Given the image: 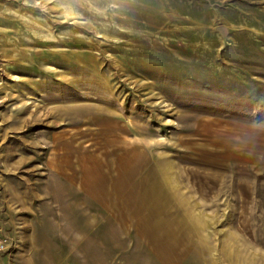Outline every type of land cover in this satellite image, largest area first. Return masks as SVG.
Wrapping results in <instances>:
<instances>
[{
	"label": "rangeland",
	"instance_id": "1",
	"mask_svg": "<svg viewBox=\"0 0 264 264\" xmlns=\"http://www.w3.org/2000/svg\"><path fill=\"white\" fill-rule=\"evenodd\" d=\"M0 235V264H264V0H0Z\"/></svg>",
	"mask_w": 264,
	"mask_h": 264
},
{
	"label": "built area",
	"instance_id": "2",
	"mask_svg": "<svg viewBox=\"0 0 264 264\" xmlns=\"http://www.w3.org/2000/svg\"><path fill=\"white\" fill-rule=\"evenodd\" d=\"M10 245L11 243L9 239L0 235V254L5 253L9 249Z\"/></svg>",
	"mask_w": 264,
	"mask_h": 264
},
{
	"label": "crops",
	"instance_id": "3",
	"mask_svg": "<svg viewBox=\"0 0 264 264\" xmlns=\"http://www.w3.org/2000/svg\"><path fill=\"white\" fill-rule=\"evenodd\" d=\"M133 194V193H132ZM102 200H103V198H102ZM104 201V200H103ZM103 201H101L100 200V202H103ZM107 202H109V201H107ZM165 231V230H164ZM163 232V230H160L158 233H162ZM85 246V250H86V248H88V249H90V250H92V245L91 244H85L84 245ZM102 246V245H101ZM103 247V246H102ZM104 247H108V248H105L104 250H119V246H118V244H109V245H107V246H105L104 245Z\"/></svg>",
	"mask_w": 264,
	"mask_h": 264
}]
</instances>
